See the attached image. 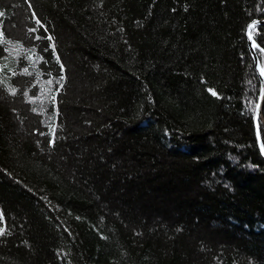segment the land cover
<instances>
[{"label": "trees", "instance_id": "trees-1", "mask_svg": "<svg viewBox=\"0 0 264 264\" xmlns=\"http://www.w3.org/2000/svg\"><path fill=\"white\" fill-rule=\"evenodd\" d=\"M257 18L264 0L0 2V264H264Z\"/></svg>", "mask_w": 264, "mask_h": 264}, {"label": "water", "instance_id": "water-1", "mask_svg": "<svg viewBox=\"0 0 264 264\" xmlns=\"http://www.w3.org/2000/svg\"><path fill=\"white\" fill-rule=\"evenodd\" d=\"M263 23H264V18H257L251 21L246 26L245 34H246L247 45L250 50L251 56L254 60L255 68H256L257 74L260 79V89H259L258 97H257L256 103L254 106L252 120H253L256 143H257L261 156L264 158V143L262 140L261 129H260L261 112H262V107H263V102H264V74L261 71L260 61L257 57V53L255 49V41L252 35V30L256 26L263 24Z\"/></svg>", "mask_w": 264, "mask_h": 264}, {"label": "rangeland", "instance_id": "rangeland-1", "mask_svg": "<svg viewBox=\"0 0 264 264\" xmlns=\"http://www.w3.org/2000/svg\"><path fill=\"white\" fill-rule=\"evenodd\" d=\"M2 4H4V5H8L9 3H11V4H13L14 2H15V0H1L0 1ZM14 15L16 16V19H15V26H11L10 24H6L5 26H6V30H7V32H8V35L10 36V37H15V38H18V39H21V40H24V41H26V42H28L29 43V41L28 40H30V37H29V35L30 34H28V31H27V29H28V24L26 23V20H24V14H23V12L22 11H20V10H17L16 12L14 11ZM35 40H37V39H35ZM45 50V49H44ZM48 53L49 52H47V53H45L46 54V56L48 55ZM47 60V59H46ZM71 66V65H70ZM73 73H74V71H73V69L70 67V74H69V78L71 77V79L69 80V81H72V79H73ZM16 84H17V87H18V89L19 90H17L18 92L19 91H21V96L19 97L20 99H21V102L23 103V104H25V108H26V110H29L28 112L30 113H32V114H34V111H33V108H32V106H31V104L27 101V99H25V97H24V95L22 94L23 92V90L25 89L24 87H25V82H22V81H19V80H17L16 81ZM70 92H71V90H69V92H68V94H69V98H70ZM68 97V96H67ZM71 101H73V100H71ZM28 103V104H27ZM68 105H70V107H72V106H76L73 102H68L67 103ZM77 105H78V103H77ZM24 108V107H23ZM30 113V114H31ZM71 118H73V117H71ZM74 120V119H73ZM261 120V119H260Z\"/></svg>", "mask_w": 264, "mask_h": 264}, {"label": "snow or ice", "instance_id": "snow-or-ice-1", "mask_svg": "<svg viewBox=\"0 0 264 264\" xmlns=\"http://www.w3.org/2000/svg\"><path fill=\"white\" fill-rule=\"evenodd\" d=\"M262 72H264V70H262ZM213 95H215V93H213Z\"/></svg>", "mask_w": 264, "mask_h": 264}, {"label": "bare ground", "instance_id": "bare-ground-1", "mask_svg": "<svg viewBox=\"0 0 264 264\" xmlns=\"http://www.w3.org/2000/svg\"><path fill=\"white\" fill-rule=\"evenodd\" d=\"M262 113V112H261Z\"/></svg>", "mask_w": 264, "mask_h": 264}]
</instances>
